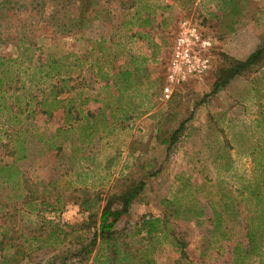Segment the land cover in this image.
<instances>
[{"label": "rangeland", "instance_id": "1", "mask_svg": "<svg viewBox=\"0 0 264 264\" xmlns=\"http://www.w3.org/2000/svg\"><path fill=\"white\" fill-rule=\"evenodd\" d=\"M184 18L215 37L213 66L164 99L165 68ZM30 45L43 59L69 53L83 59L84 67L72 74L75 90L68 97L78 106L88 99L82 109L93 112L100 124L88 144L80 141L79 128L51 138L57 128H66L63 109L28 122L29 157L17 163L22 184L0 180V229L10 227V238L16 237L26 254H18L15 264H55L64 258L66 264H96L110 256L115 248L100 240L90 253L70 255L82 247L90 250L96 229L90 224L79 230L88 217L81 202L100 197L104 203L142 183L114 228L117 257L128 253L127 264H230L240 229L231 238L215 232L209 201L220 189H238L253 173L250 145L264 142V62L218 92L214 88L229 61L245 60L264 47V0H0V58H15ZM132 55L146 57L153 73L144 87L149 96L134 101L138 107L126 121L117 111L113 80L105 87L90 67L100 57L114 74L132 67ZM7 142L0 132L2 162L12 159ZM183 182L192 185L191 198L201 201L202 215L191 220L175 216L164 204L181 195ZM22 191L38 203V212L23 207L17 198ZM145 214L166 217L167 234L146 235ZM44 219L73 225L82 243L70 236L60 247L52 242L41 247L33 237L49 233ZM8 258L4 255L0 264H13ZM252 264H264V255Z\"/></svg>", "mask_w": 264, "mask_h": 264}, {"label": "trees", "instance_id": "2", "mask_svg": "<svg viewBox=\"0 0 264 264\" xmlns=\"http://www.w3.org/2000/svg\"><path fill=\"white\" fill-rule=\"evenodd\" d=\"M37 50L38 47L34 45L25 46L15 58H0V114H5V119L0 120V132L4 133L8 139L5 147L12 158L10 161H0V180L19 186L22 184V178L17 163L29 157L28 122L37 114L50 118L55 111L63 109L66 115L64 126L66 128H57L51 138L59 136L61 132L79 128L80 141L88 144L93 142L95 129L100 124L93 112L82 109V105L86 104L88 99L78 106L76 98L68 97L75 90V85L71 82L76 78L72 74L84 67L83 59L73 53L43 59L37 55ZM112 53L113 51H110V54ZM147 61L148 59L144 56L132 55V67H121L114 74L105 68L100 57H96L91 63L90 68L95 78L106 81L105 87L110 86L108 83L110 79L113 80V86L116 89L114 96L117 99V111L122 114V120L131 119L132 112L138 107L134 103L137 98L149 96V91H145L144 87L148 85L153 71L149 69ZM263 62L264 47L257 48L245 60L229 61V66L221 71L215 83L214 92H218L235 77ZM82 120L86 121L85 127L81 125ZM164 143H168V140H164ZM61 147L62 145L57 149ZM250 147L249 156L252 158L253 171L251 177L244 179V183L238 189H220L214 200L209 201L213 212L215 232H222L223 237L231 238L234 230L240 229V236L232 249L230 264H252L254 259L262 258L264 255L262 249L264 244V142L256 141L251 143ZM182 187H184L183 190L177 191V194H181L180 196L164 200L165 206L171 208L173 214L182 217L183 220L201 216V201L191 198L192 185L183 182ZM143 188L144 183L136 185L124 195L109 196L104 203H101L103 199L100 197L83 200L81 206L83 211L88 213V217L82 222V226H79V230L86 227L90 229V224H94L96 229L90 240V250H87L86 246V248L82 247L81 251L70 255L80 257L82 252L90 253L100 240L102 244L115 249L110 256L105 255L102 261L96 259V264H127L130 260L128 253L123 254L122 257L116 256V253L120 252L116 243H112L114 228L120 218L129 211L131 202ZM23 193L24 191L17 197L24 201L23 207L31 213L38 212V203H35L31 196ZM43 204L51 205L46 201H43ZM55 209L62 210L61 207H53V210ZM168 221L166 217L145 214L142 216V230L148 236L167 234ZM43 223L51 225L47 236L33 237L41 243V247L48 242L60 247L70 236H74L77 242L82 240L83 235H77V229L73 225L55 221V219H44ZM0 230V258L8 255L9 258L6 261L11 260L15 264L18 254L21 253L24 256L26 254L23 253L21 245L15 243L16 237L10 238L12 231L10 227H1ZM68 253L66 252V255ZM66 261L68 259L64 258L55 264H66Z\"/></svg>", "mask_w": 264, "mask_h": 264}, {"label": "built area", "instance_id": "3", "mask_svg": "<svg viewBox=\"0 0 264 264\" xmlns=\"http://www.w3.org/2000/svg\"><path fill=\"white\" fill-rule=\"evenodd\" d=\"M215 46V37L199 23L190 18L180 21L165 68L164 99L171 98L177 86L203 77L212 69Z\"/></svg>", "mask_w": 264, "mask_h": 264}]
</instances>
